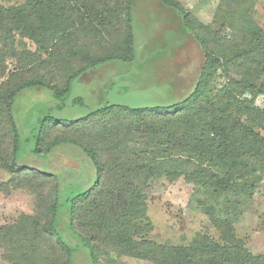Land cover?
Segmentation results:
<instances>
[{
	"label": "trees",
	"instance_id": "1",
	"mask_svg": "<svg viewBox=\"0 0 264 264\" xmlns=\"http://www.w3.org/2000/svg\"><path fill=\"white\" fill-rule=\"evenodd\" d=\"M5 1L21 3L9 7L0 4V36L3 43L13 31L25 34L49 55L57 42L63 43V50L60 49L63 59H56L53 74L52 64L47 68L49 73L46 76L24 79L0 96L1 140L11 136L10 171L22 173L23 169L24 172L34 169V166L26 167L20 163L23 156L33 157L42 162L38 173L53 180L54 197L43 221L25 218L31 223L23 224V229L15 226L1 228L0 236L11 242L14 233L19 236L27 233V237H22L24 240L39 241L36 253L38 247L43 246L58 252L61 257L47 260L22 255L18 257L19 263L74 264V257L82 250L85 264H98V252L94 245L98 240L117 251L156 264H264V254L253 256L235 238L222 237L225 220L213 219L211 206H205V213L220 231L221 242L201 234L195 235L186 246L167 247L147 240L145 233L150 228L147 221L143 223L146 220V196L131 177L135 171L146 176L163 172L170 177L183 175L195 188L212 189L219 195L232 193L250 197L264 170V137L257 131L264 126V108L256 107L251 99L242 96L249 91L255 96L264 94V85L257 87L247 80L248 76L242 75L241 80L228 78L225 86L209 95L207 86L212 69L220 60L212 53L204 37L198 35L204 27L199 30V25L188 19V11L178 2L161 0L181 16L186 31L191 33L203 56L194 85L183 100L169 106L140 108L104 105L90 109L71 121L44 115L37 119L33 132L23 137L11 113L21 92L43 87L57 101L56 108H62L65 105L63 97L70 92L72 82L82 70L101 61L133 57V0H123L119 4L114 0ZM254 30L252 34L258 35V29ZM116 31H121L119 39L113 34ZM115 40L120 43L119 46ZM248 43H252L253 48L243 49L234 56L232 54L226 58V63L232 65L241 56L249 58L255 73L264 57V40ZM72 61L74 63L71 64ZM59 75L63 77V82L58 83ZM69 103L82 104L83 99L76 95ZM117 112L133 118L129 121L130 126L121 133L106 126L98 132V139L46 138L51 127L88 123L96 117ZM133 123L136 124L134 130L131 129ZM135 132L139 165L129 162L126 155L127 150L135 154L136 147L122 144L123 141H131ZM119 133L127 140L120 139L117 136ZM60 146L79 148L90 160L94 177L86 187L79 181L68 180L67 177L75 170L62 163L57 168V164L54 165L53 153ZM103 155L105 160H102ZM137 221L139 224H135ZM11 243L20 247L19 240L14 239ZM19 249L28 251L26 246ZM8 254H5L6 257L13 260Z\"/></svg>",
	"mask_w": 264,
	"mask_h": 264
},
{
	"label": "rangeland",
	"instance_id": "2",
	"mask_svg": "<svg viewBox=\"0 0 264 264\" xmlns=\"http://www.w3.org/2000/svg\"><path fill=\"white\" fill-rule=\"evenodd\" d=\"M114 1L119 4L123 0ZM171 1L178 2L188 11V19L193 24H198L199 30L204 27L198 31V35L204 37L212 53L220 60L212 69V77L207 86L209 95L225 86L228 78L241 80L242 75L248 76L247 80L257 87L264 85V57L261 58L262 64L256 68L255 73L249 58L243 59L241 56L236 62H232V65L226 63V58L232 54L234 56L243 49L245 51L253 48L249 41L264 40V0ZM20 3L21 1L0 0V4L6 7ZM131 28L133 57L127 60H112L105 67L106 72L95 73L88 84L83 83L81 77L75 79L74 86L63 97L65 105L62 108H56L57 101L45 88L36 87L19 95L23 111L20 115L18 110L12 108L11 112L19 134L23 137L29 136L37 125V119L44 115L71 121L85 115L90 109L104 105L140 108L169 106L183 100L194 85L203 63V56L191 33L186 31L181 16L161 0H135ZM254 29H258V35L252 34ZM113 34L119 39L121 31ZM2 41L0 36V96L7 94L9 88L20 84L24 79H41V76H46L49 73L47 68L52 64L53 67L50 68H53V74L56 59H63L60 50H63V43L57 42L49 55L48 51L41 50L25 34L17 31L11 32L4 43ZM116 43L117 46L120 45L119 42ZM243 44L247 45L239 48ZM246 47L248 48L245 49ZM57 50L60 52L56 53ZM60 81L63 82L61 76L58 83ZM76 95L82 97V104L69 103ZM242 97L251 99L256 107L264 108V94L255 96L249 91ZM132 120L127 114L117 112L96 117L88 123L51 127L46 138L84 141L91 140L92 137L98 139L101 128H116L121 133L130 126L129 121ZM135 125L133 123L132 130ZM257 131L264 137V126ZM120 133L117 136L127 140V137ZM136 134L137 132L131 136V141H123L122 144L130 148L136 147L135 154L127 150L126 155L129 162L133 161L139 165ZM82 135L88 138H83ZM10 140V135L1 140L0 134V229L11 226L23 229V224L31 223L25 218L43 221L54 197L53 180L38 173L42 162L28 156H23L20 163L26 167L34 166V169H27L26 172L23 169L22 173L11 172ZM103 159H106L105 155L102 156ZM52 160L54 165L57 164L56 168L62 163L75 170V173L67 177L68 180L79 181L84 187L94 177L90 160L79 148L60 146L54 151ZM135 172L131 177L136 187L139 189L140 186L146 196V220L143 223L147 221L150 228L145 233L147 240L167 247L186 246L195 235L201 234L221 242V233L213 219L225 220L222 224L223 238H235L253 256L264 254V170L260 173L261 178L250 197L232 193L219 195L212 189L195 188L196 186L185 180L183 175L170 177L163 172L146 176L139 175V171ZM75 174L79 176L76 178ZM205 206L212 207V220L206 215ZM136 223L139 224L138 221ZM26 234L19 236L14 233L11 242L14 239L19 240L20 247L26 246L27 252L0 236V264H20L18 257L22 255H33V258L42 257L47 260L61 257L58 252L49 251L43 246H39L36 253L35 247L39 241L24 240L22 237H27ZM94 245L98 252V264H156L117 251L98 240ZM29 246L31 248H28ZM7 253H10L8 255L13 257V260L6 257ZM74 264H85V254L82 250L74 257Z\"/></svg>",
	"mask_w": 264,
	"mask_h": 264
},
{
	"label": "crops",
	"instance_id": "3",
	"mask_svg": "<svg viewBox=\"0 0 264 264\" xmlns=\"http://www.w3.org/2000/svg\"><path fill=\"white\" fill-rule=\"evenodd\" d=\"M134 3H135V0H133V3H132V10H133V7H134ZM109 62H112V60L101 61L99 64H97V66L95 65V67H94V65L93 66H90V67H87L86 69L82 70L76 76L75 79H77L78 77H81L82 82L88 84L91 81V79L96 75L95 73H97V72H99V73L106 72L105 71L106 70L105 67L108 65ZM200 69H201V67H200ZM81 73H84V74L82 76H80ZM98 77L100 78V76H98ZM75 79H74V81H75ZM74 81L72 82V84L70 86V90L74 86ZM194 82H195V80H194ZM35 88H32V89H35ZM38 88H42L43 89V87H38ZM29 90H31V89H29ZM25 91H27V90H25ZM25 91L21 92L19 95L23 94ZM19 100H20V97L19 98L17 97L16 98V102H15V110L16 111L18 110L19 111V114L21 115V111H23V107L21 106V103H19Z\"/></svg>",
	"mask_w": 264,
	"mask_h": 264
}]
</instances>
